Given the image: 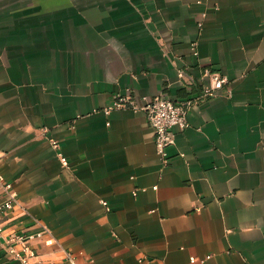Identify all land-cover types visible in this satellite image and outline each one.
<instances>
[{"label":"crops","instance_id":"1","mask_svg":"<svg viewBox=\"0 0 264 264\" xmlns=\"http://www.w3.org/2000/svg\"><path fill=\"white\" fill-rule=\"evenodd\" d=\"M206 69L228 81L167 165L144 111L105 112L195 96ZM0 172L4 233L56 239L32 264H264V0H0ZM0 264H23L1 236Z\"/></svg>","mask_w":264,"mask_h":264},{"label":"built area","instance_id":"2","mask_svg":"<svg viewBox=\"0 0 264 264\" xmlns=\"http://www.w3.org/2000/svg\"><path fill=\"white\" fill-rule=\"evenodd\" d=\"M200 27L202 22H200ZM193 54L198 55L197 42L192 43ZM204 76L209 79L204 84L201 93L175 101L164 95L144 96L143 104H138L130 92H116L113 94L111 103L105 107V112L109 113L117 108H130L134 111H144L147 119L155 132V146L162 160L163 165H167L170 160L169 147L175 144L177 131L183 130L190 125L188 115L191 109L202 101L212 98L224 88L228 78L217 71L206 69ZM50 143L57 151L61 162L67 166V157L60 150V143L55 138H50ZM183 155V153H182ZM157 188V186H154ZM137 194V191H134ZM18 194L13 188L12 181L0 172V236L2 237V247L13 259L23 264H32L33 260L40 256L36 247L38 243L52 245L56 239L49 226L41 224L38 229L22 228L17 230H6V214L18 204ZM103 204L110 209L107 201ZM68 259L75 263V258L68 252ZM192 262L196 260L191 258ZM38 261V260H37Z\"/></svg>","mask_w":264,"mask_h":264}]
</instances>
